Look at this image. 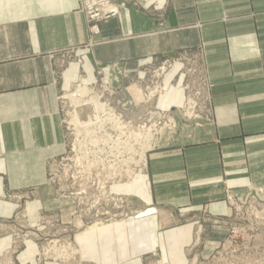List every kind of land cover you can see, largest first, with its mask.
Returning a JSON list of instances; mask_svg holds the SVG:
<instances>
[{
  "label": "crops",
  "instance_id": "0c3cea01",
  "mask_svg": "<svg viewBox=\"0 0 264 264\" xmlns=\"http://www.w3.org/2000/svg\"><path fill=\"white\" fill-rule=\"evenodd\" d=\"M90 38L95 45L81 49ZM177 55L183 63L162 79L154 109L174 111L178 133L130 184L110 188L127 214L92 231L66 218L48 183L50 163L64 152L58 97L94 83L100 69L125 101L146 70ZM189 62L211 86L213 120L201 128L178 115ZM248 194L264 200V0H122L95 36L79 0H0V256L27 228L33 239L16 259L33 264L35 239L59 232L49 220L60 215L65 229H78V264H145L151 253L186 264L202 256L210 230L227 227L226 197Z\"/></svg>",
  "mask_w": 264,
  "mask_h": 264
},
{
  "label": "rangeland",
  "instance_id": "374dc122",
  "mask_svg": "<svg viewBox=\"0 0 264 264\" xmlns=\"http://www.w3.org/2000/svg\"><path fill=\"white\" fill-rule=\"evenodd\" d=\"M121 1L114 0V3L119 6V14ZM79 3L87 22L89 35H97L100 24L106 22L97 24L98 33L93 34L91 25L82 10L81 0ZM94 45L95 42L90 38L89 42L81 46V49L88 50ZM82 61V57L75 59L78 65H81ZM178 63H183L179 55L160 59L153 68L146 70L144 84L137 86L129 93L124 92L127 98L125 101L116 96V89L112 87L108 78L103 77L100 69L96 71L94 83L88 85L76 83L58 97L64 131V152L61 156L65 162H61L58 157L54 159V164L51 162L53 165L50 163L52 168L48 167V183L61 197L66 218L71 220L77 218L82 226L89 227L112 223L127 214L124 211L125 199L114 196L110 188L115 185L130 184L138 173L146 169L148 158L152 153L166 149L174 142L178 133L174 111L156 110L154 105L164 95L162 79ZM180 74L183 78L181 88L184 92V102L178 110L180 119L192 124L195 128H201L205 123H212L208 95L211 86L201 85L198 70L190 62L183 64ZM78 88H84L85 94L82 97L77 94ZM90 98L98 100L104 107V112L97 115L102 124L84 126L94 127L90 132H94L95 137L99 139L95 148L87 145L81 147L83 144L77 145L79 142L77 129L80 131V126H83L73 121L74 105L78 104V101L74 104L73 100L79 99V102H83ZM188 102L190 106L191 103L195 105L190 113L186 112ZM141 130L146 138L144 162L141 165H135L136 157L132 155L130 146L135 150L134 145L142 137L139 133ZM76 153L77 157L79 155V158L83 159L82 164L67 163V159L74 158ZM82 154L83 157H81ZM102 160L108 163H100ZM50 168L52 177L55 176L54 181H49ZM131 173L128 182L118 180L124 179ZM226 201L231 210L227 227L210 230L201 246L202 256L193 255L186 264H264L263 198L249 194L239 198L229 195ZM24 219V214L21 212L17 220ZM49 222L61 224L63 228L59 229V232L54 231V235L49 237L35 239L33 264H78L80 251L73 237L78 229L75 227L65 229L69 224L60 215L54 216ZM63 222L66 224H62ZM217 223L215 222V225ZM201 233V229L196 231L197 239L200 238ZM12 237L13 243L0 256V264H32L20 263L16 257L25 247V243L33 239V235L25 228L15 232ZM145 264L170 263L162 261L156 253H151L149 261Z\"/></svg>",
  "mask_w": 264,
  "mask_h": 264
},
{
  "label": "built area",
  "instance_id": "2783aa9c",
  "mask_svg": "<svg viewBox=\"0 0 264 264\" xmlns=\"http://www.w3.org/2000/svg\"><path fill=\"white\" fill-rule=\"evenodd\" d=\"M81 5H82V10L86 15V18H87L89 24L91 25V32L93 34L98 33L97 24L102 23V22H107L108 20L115 18L119 15V6L114 3V0H81ZM81 89H82V91H84V88L76 89V90H78L77 94L79 93V91H81ZM192 108H195V105L191 103V106H190L189 102H188L186 104V112L189 111V113H190V110H193ZM141 129H143V128H141ZM91 130H93V128L81 127V126H80V131H78V129H77V132H78L77 137L79 140V142H77V145L83 144L81 147H84L87 145L91 148H95V146H96L95 144H97V140H99V139H97L95 137L94 132H90ZM139 133L142 135V137H141L140 141L134 145L133 148H135V150H133L130 146V150L133 152L132 155L134 154L136 157V161H134L135 165L143 164V162H144L143 157L145 154L144 149L146 147V145H145L146 138L143 136L144 135L143 130H141ZM104 141H106V140L104 139ZM86 143H90V144H86ZM81 157H83V154L81 155ZM59 159L61 160V162L64 161V158H62V156H61V158L59 157ZM68 162L82 164L83 159L79 158V155L77 157V153H76L74 158L72 157V159H67V163ZM95 162H97V161H95ZM52 163L54 164L55 160H53ZM100 163L106 164V163H108V161L102 160ZM52 165H50L51 168H52ZM90 165H95V164L90 163ZM51 168L49 169V181H54L55 176L52 177L53 174L51 172ZM131 175H132V173L130 175L127 174V176L124 179L120 178L118 180L128 182L130 180Z\"/></svg>",
  "mask_w": 264,
  "mask_h": 264
},
{
  "label": "bare ground",
  "instance_id": "6f19581e",
  "mask_svg": "<svg viewBox=\"0 0 264 264\" xmlns=\"http://www.w3.org/2000/svg\"><path fill=\"white\" fill-rule=\"evenodd\" d=\"M78 94L82 97L85 93H84V91L81 90V91H79ZM71 98H72V96H71ZM76 101H78V104H75V103H77ZM73 103L75 104L74 105V108H75L74 109V116H73V121L75 123H77V124L80 123V124H82L83 127L85 125L86 126H95L97 124H102V121L97 118V115L100 112H104L103 111L104 107L101 103L98 102V100H94V99L90 98L86 101L79 102V99H76V100H73ZM94 228H95V225H94V227H92L90 229V231L94 230Z\"/></svg>",
  "mask_w": 264,
  "mask_h": 264
}]
</instances>
